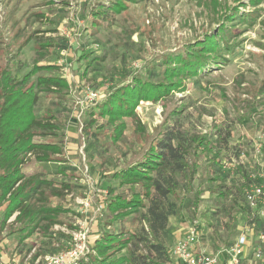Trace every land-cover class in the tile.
Masks as SVG:
<instances>
[{
  "label": "rangeland",
  "instance_id": "obj_1",
  "mask_svg": "<svg viewBox=\"0 0 264 264\" xmlns=\"http://www.w3.org/2000/svg\"><path fill=\"white\" fill-rule=\"evenodd\" d=\"M113 3L0 0V67L21 79L35 64H54L51 73L42 70L31 80L54 74L69 83L40 91L36 104L39 119L54 127L43 128L34 141L56 144L61 153L50 162L31 154L24 164L34 182H52H39L32 207L63 208L62 223L22 237L17 213L1 226L0 207V264H45L46 255L69 246L81 224L89 226L92 246L102 232L126 228L139 252L154 262L161 259L146 243L159 242L170 252L169 264H180L172 250L192 225H198L200 243L214 250L231 244L238 226L253 229V241L264 244V195L258 206L245 198L247 190H264V0H124L120 12H113ZM103 5L106 16L95 15ZM223 30V59L183 79L180 91L140 101L136 116L117 122L125 125L119 139L107 117L89 113L119 86L162 80L166 66H174L206 34ZM168 131L182 146L186 167L164 169L168 193L153 192L168 214L165 226L151 225L148 208L113 219L111 197L130 192L113 173ZM201 137L214 154L197 147ZM87 263V257L80 262Z\"/></svg>",
  "mask_w": 264,
  "mask_h": 264
},
{
  "label": "trees",
  "instance_id": "obj_2",
  "mask_svg": "<svg viewBox=\"0 0 264 264\" xmlns=\"http://www.w3.org/2000/svg\"><path fill=\"white\" fill-rule=\"evenodd\" d=\"M113 2L111 6L113 12L124 9V0H113ZM107 11L106 6L103 5L96 10L95 15L102 14L105 17ZM95 21H99L98 18ZM225 38L224 30L222 34L220 31L206 34L204 39L190 48L186 55L177 58L174 66H166L162 80H136L131 84L119 86L89 113L100 118L107 117L112 126L115 124L114 140L119 139L125 125L117 122L122 118L136 116V108L140 101H158L172 92L180 91L184 87L183 79L200 76L206 65L223 59ZM56 68L54 64H35L30 72L18 79L12 76L6 66L0 67V207L3 210L1 226L4 227L11 216L17 213L15 221L22 223L18 230L22 232V237L32 235L39 228L48 232L54 225L62 223L59 216L63 208L48 204L32 207V197L37 191L39 182L48 185L52 182L42 179L34 182L31 179L33 176L30 178L24 170L28 155L35 154L38 161L50 162L53 161V154L62 151L56 144L34 141L35 136L41 135L43 128L54 127L50 122H42L36 114L39 92L50 91L57 87L68 88L69 83L64 77L54 74L40 75L36 80L31 78L42 70L51 73ZM175 78L177 80H173ZM197 141V147H201L207 155L215 153L214 147L207 138L201 137ZM181 148L182 146L175 141L173 131L164 132L136 161L125 164L113 173L112 177L118 180L120 186H128L130 189L129 195L120 193L111 197L108 209L113 219L120 220L141 208H148L152 216L151 225L160 229L165 226L168 214L160 209L153 192L157 190L162 195L168 193L163 184L166 181L162 176L164 169L175 166L173 170H184L186 167L181 159ZM216 155L219 156V152H216ZM65 187L69 186L65 184ZM113 191L110 189V193ZM54 195L60 196L61 192L55 190ZM148 200L152 204L149 205ZM132 235L134 234L123 227L116 231L102 232L96 237L93 245L94 253L87 256V264H169L171 262L169 250L161 243L145 242L149 250L161 259L152 261L151 256L139 252L141 250L139 244ZM133 247L135 249H132ZM126 249L129 252L117 256Z\"/></svg>",
  "mask_w": 264,
  "mask_h": 264
},
{
  "label": "built area",
  "instance_id": "obj_3",
  "mask_svg": "<svg viewBox=\"0 0 264 264\" xmlns=\"http://www.w3.org/2000/svg\"><path fill=\"white\" fill-rule=\"evenodd\" d=\"M264 190L255 187L245 192L246 200L251 206L261 204ZM264 213V208L262 210ZM81 223V221H78ZM253 229L242 227L240 235L235 243L230 246H222L217 251H209L200 243V230L198 225L188 228L185 236L179 239L172 252L182 264H218L223 258L227 264H242L244 257L251 258V264L264 259V247L261 245L252 248ZM94 237V236H93ZM89 226L81 224V227L73 232L69 246L56 254L46 255L45 264H80L84 257L93 251V238ZM264 237H261L263 240ZM252 251L251 253L249 251Z\"/></svg>",
  "mask_w": 264,
  "mask_h": 264
},
{
  "label": "crops",
  "instance_id": "obj_4",
  "mask_svg": "<svg viewBox=\"0 0 264 264\" xmlns=\"http://www.w3.org/2000/svg\"><path fill=\"white\" fill-rule=\"evenodd\" d=\"M238 235L234 238V240H233V242L231 243V245L232 244H234L235 243V241H236V239L238 238V236L240 235V232H241V229H242V227H239L238 226ZM253 238V237H252ZM253 241V239H252V248H253V246H254V243H257L259 246H260V244L258 243V242H254ZM261 242H264L263 240H261ZM204 245V244H203ZM261 245H264V244H261ZM204 246H206V244L204 245ZM206 248L209 250V251H211V252H213V251H217L218 249H212V248H209L208 246H206ZM221 248V247H220ZM251 257V256H250ZM250 257H248V258H246V257H244V259H243V261H242V264H251V258ZM180 263V262H179ZM180 264H182V263H180ZM218 264H227L226 263V261L223 259V258H221L220 259V261H219V263ZM256 264H264V259L263 260H258V261H256Z\"/></svg>",
  "mask_w": 264,
  "mask_h": 264
}]
</instances>
